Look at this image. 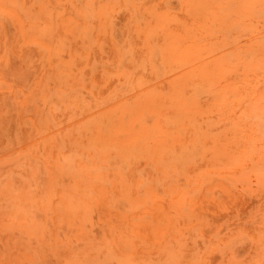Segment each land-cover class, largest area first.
<instances>
[{"label": "bare ground", "instance_id": "bare-ground-1", "mask_svg": "<svg viewBox=\"0 0 264 264\" xmlns=\"http://www.w3.org/2000/svg\"><path fill=\"white\" fill-rule=\"evenodd\" d=\"M77 1L69 3L80 19L72 12L60 24L58 18L61 33L51 18L66 5L62 0H2L6 8L0 17L15 19L22 29L33 16V33L22 32L26 46L48 35L39 56L47 59L49 80L40 78L42 92L22 103L38 102L35 114L51 130L39 146L57 138L52 129L62 118L56 106H46L52 94H70L84 106L90 105L84 93L96 104L107 93L114 102L79 121L113 119L106 133L95 127L107 153H96V164L95 154L85 150L86 162L69 160L74 169L66 176L62 155L51 152L56 146L44 148L47 160L41 165L31 151L35 145L24 147L23 159L48 174L47 186L39 192L18 189L9 177L12 164L0 165L7 183L3 204L19 207L17 220L1 221L0 230L20 233L24 245L35 243L52 254V264H249L255 258L247 254L264 252V0H128L132 5L108 0L96 9L95 39L86 8ZM13 3L27 8L25 14ZM4 34L9 37L8 29ZM136 42L159 49L167 68L165 77L140 90L133 85L142 66ZM104 49L123 68L125 83L116 64L110 69L100 61L90 65ZM55 50L63 57L55 59ZM58 67L66 74L62 86L56 83ZM67 140L61 145L83 152L84 146ZM201 155L208 159L202 173V163L185 167L188 158ZM170 176H176L177 186L166 185ZM61 184L70 221H78L73 231L80 230L63 240L54 201ZM33 206L43 218L25 223L24 210ZM7 237L8 244L20 241ZM74 243H79V258L71 261ZM188 245L204 249L187 250ZM252 264H264V255Z\"/></svg>", "mask_w": 264, "mask_h": 264}, {"label": "rangeland", "instance_id": "rangeland-1", "mask_svg": "<svg viewBox=\"0 0 264 264\" xmlns=\"http://www.w3.org/2000/svg\"><path fill=\"white\" fill-rule=\"evenodd\" d=\"M62 1L65 2L66 5L57 9L58 13L55 11V13H53V18H51V21L56 26V29L58 28L57 30H59L60 33L61 29L59 24L63 20L62 16L66 14L70 15L72 12L76 19H80V16L71 8L70 3H72V0H70V3L69 0ZM105 1L108 0H78L76 3L79 8H86L84 11L88 16L89 24L94 27L93 39H95V35L98 33V26L100 25V21L95 15L96 9L99 7V4ZM125 1L127 5H132L130 1ZM12 6L21 9L23 14H25L27 10V8L20 6L18 3H13ZM4 8H6V6L2 3V0H0V11ZM8 16H10V14H8ZM30 18H33V16L29 15L25 26L22 29H18L16 28L15 19L9 21L7 18L0 17V24H5V26L0 27V165H5L6 163L9 165L12 164V173L9 177L15 182L16 188L25 189L26 191H33L35 189L36 192H39L37 188H46L48 174L46 172L42 173L40 167L32 165V160L23 159L22 149L30 144L35 145L31 151L34 156L41 159L39 163V165H41L43 160H47L46 155H44V148L56 146L52 148L51 152L62 155L59 162L64 167L63 173L66 176L70 175L71 168L74 169V167H69V160L75 163L86 162L84 158V153H86L85 150H90L92 154L94 153L95 155H92V159L96 164H99L98 161L100 162V157L99 154L96 153H107V148L96 138L97 132L95 127L99 126L101 132L106 133L112 128L113 119L110 116H108V118L102 116L101 118L89 119L83 123H79V121L86 119L91 113L105 110L114 100L106 93L96 104L94 96L86 92L83 94V97L89 98V102L87 103H90V105L85 104L84 106H80L78 102L75 101L76 98L72 97L70 94H63V97L52 94L48 100L46 99V106H56V110L62 115V118L60 119V123L55 125L52 129L57 134V138L51 137L46 140L45 147L39 146L41 144L39 141L49 137L51 130H46L44 120L35 114L34 108L38 102H32L27 104V106H24L22 103L25 101L24 98L32 99L37 93L42 92L41 90L44 89L43 86H37L40 78H45V81L49 80L48 75L44 73L47 70V59L43 57L41 60L39 56L40 53H45L44 43L48 41V35L47 37L42 35L37 39L38 43H31L28 44L29 46H26L22 32L25 31L26 35H31L33 33V27L29 21ZM58 18L59 24L56 21ZM120 21V19H116L117 24ZM5 29L9 31V37L4 34ZM39 42H41V44H39ZM65 46L68 49L67 43ZM135 47L137 48V57L142 66L135 72L136 80L133 81V85L135 89L140 90L153 85L157 80L165 77L167 68L163 59L164 55L159 49H155L156 47L149 46V48H147L140 45L138 42H136ZM58 51L59 50L54 51L55 59L63 57ZM95 51H99L97 46ZM102 51L103 52H100L101 54L97 57L91 59L89 63L92 67H95V63L97 64V62L100 61L99 63L106 65V68L110 69L111 64H116L115 59L107 54V49ZM77 54L81 55L82 49H79ZM84 63L85 62H82V65ZM117 67L122 73L125 83V72L123 68L118 65ZM125 68L128 70L130 67L126 66ZM57 77L58 80L56 83L62 86L63 82L66 80V74L63 68L58 67ZM123 87V84H119L118 89H122L123 91ZM94 90H97V87H94ZM94 95H96V93ZM39 104L42 105V103ZM68 114L70 117H68ZM37 128L40 129L39 133H37ZM66 137L70 138L73 144L84 146V148L80 150L83 152L76 153L72 144L70 147L68 145H61L62 139L67 140ZM88 145H91V147ZM211 159L213 160V157ZM207 162L208 159L207 157L205 159L204 155L191 156L187 159L185 167L191 164L202 163L204 165L198 168L202 173L207 168ZM176 174L178 176H187L185 170H177ZM5 178L6 172L0 170V222L4 220H17L18 216L16 212L19 210V207L16 209L7 208L5 204H3L2 198H4V196L2 195V191L4 192L7 184L6 182L5 185L3 183ZM177 184L176 176H170L166 180V185L170 187L177 186ZM62 186L63 184L55 191L54 201L57 208L56 214L60 217L59 236L63 240L66 237L73 236L75 233H79L80 230L73 231L74 227L78 226V221H70L71 216H68V205L64 204L66 201H64L63 190H61V188H64ZM208 186L209 183H206V187ZM69 188L70 187L67 186L65 190ZM42 205L47 207L49 205L48 200H44ZM89 210H93V208H85L86 213H88ZM42 218L43 214H40L35 206L28 210H24L25 223H30L33 220L41 221ZM148 221L152 224L154 223L150 217H148ZM50 223L51 220H49L48 228L44 231L45 234L48 232L49 227L51 229ZM87 233L88 238H90L92 231L88 230ZM7 236L16 237V239L20 241L17 244H8ZM78 244L79 243H74L69 247V251L72 253L69 257L71 261H75L79 258L77 249ZM35 245V243H33V245H24L21 234L18 232L16 233L10 229L5 231L0 230V264H52V261H49L53 258L52 254L40 251ZM194 246L195 245H188L186 249L188 250L189 248L199 252L204 249L202 246L200 249H195ZM24 254H27V256L24 257ZM247 255L250 256V259H257L258 256H263L264 252L259 249L256 251V254L252 256L250 254ZM30 256L33 261H30ZM255 259H251L249 264H252V261ZM59 264L62 263L60 262Z\"/></svg>", "mask_w": 264, "mask_h": 264}]
</instances>
